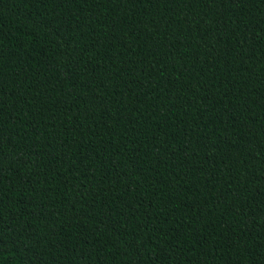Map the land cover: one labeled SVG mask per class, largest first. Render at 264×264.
Wrapping results in <instances>:
<instances>
[{
  "label": "trees",
  "instance_id": "1",
  "mask_svg": "<svg viewBox=\"0 0 264 264\" xmlns=\"http://www.w3.org/2000/svg\"><path fill=\"white\" fill-rule=\"evenodd\" d=\"M0 264H264V0H0Z\"/></svg>",
  "mask_w": 264,
  "mask_h": 264
}]
</instances>
